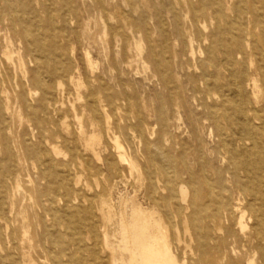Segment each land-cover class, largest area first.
I'll use <instances>...</instances> for the list:
<instances>
[{
  "label": "rangeland",
  "instance_id": "obj_1",
  "mask_svg": "<svg viewBox=\"0 0 264 264\" xmlns=\"http://www.w3.org/2000/svg\"><path fill=\"white\" fill-rule=\"evenodd\" d=\"M263 126L264 0H0V263L130 264L124 198L176 264H264Z\"/></svg>",
  "mask_w": 264,
  "mask_h": 264
},
{
  "label": "bare ground",
  "instance_id": "obj_2",
  "mask_svg": "<svg viewBox=\"0 0 264 264\" xmlns=\"http://www.w3.org/2000/svg\"><path fill=\"white\" fill-rule=\"evenodd\" d=\"M218 72L219 71L217 70V73ZM229 72L230 75L228 76V78L229 81H231L232 92L234 94L242 95L245 91V88L248 87V83H246L248 79H246L245 74L235 75L233 73V70H230ZM211 80L212 79L208 78L204 80L208 93H210L209 89L212 86H214V90L216 91L221 90L220 92L222 93L226 92L223 88L224 86L218 83L216 79H214L215 81ZM238 110L240 114L237 117V121L239 124H242L243 127L237 133H239L241 139H251L253 132L250 120L247 119L248 112L242 103L238 104ZM211 117L213 121H218V116L216 113H213ZM224 118L227 121H230V119L232 120L233 117L232 115L226 114L224 115ZM258 132L262 134V138L264 139V126L259 129ZM95 141L96 136L92 135L87 140V144L92 146ZM222 146L226 150V152H228L232 156H235L236 160L240 161V156L236 154L234 144L230 143L229 145H226L225 143H222ZM180 196L181 200L186 203L188 200V189L185 186H182L180 188ZM121 203L125 206H128L130 204L129 211L131 212L128 216L125 212H121V214L124 215V217H122L121 219V233L124 243L127 244L129 240H131L130 242L132 244L130 264H176L177 260L175 259V255L171 250V242L169 239L167 227L160 220H155V212L150 211L145 207L143 208V206L139 202L133 199L121 198ZM105 205L108 206V215L113 216L114 211L112 209L111 203L109 201H105ZM91 213L93 214V212ZM176 239L179 240L178 234L176 235ZM55 262L58 264L60 263L58 257L55 258ZM32 263V259L29 260V262L24 259L14 264ZM0 264L4 263L1 262ZM248 264H255V262L251 260Z\"/></svg>",
  "mask_w": 264,
  "mask_h": 264
}]
</instances>
